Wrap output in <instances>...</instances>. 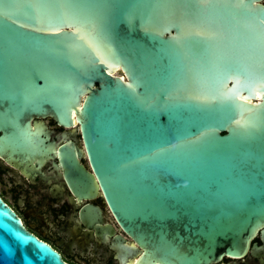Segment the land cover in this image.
I'll use <instances>...</instances> for the list:
<instances>
[{"label":"water","instance_id":"water-1","mask_svg":"<svg viewBox=\"0 0 264 264\" xmlns=\"http://www.w3.org/2000/svg\"><path fill=\"white\" fill-rule=\"evenodd\" d=\"M264 0H0V144L78 125L138 264H213L264 234ZM34 123V128L32 125ZM0 264H65L0 206Z\"/></svg>","mask_w":264,"mask_h":264},{"label":"flooded vegetation","instance_id":"flooded-vegetation-1","mask_svg":"<svg viewBox=\"0 0 264 264\" xmlns=\"http://www.w3.org/2000/svg\"><path fill=\"white\" fill-rule=\"evenodd\" d=\"M35 121L51 150L37 154L0 144V206L65 264H138L136 242L114 216L97 180L90 182L62 160L60 147L74 146L79 164L93 172L78 125L64 126L50 116ZM252 243L260 248L213 264H264V234L257 233Z\"/></svg>","mask_w":264,"mask_h":264},{"label":"snow or ice","instance_id":"snow-or-ice-1","mask_svg":"<svg viewBox=\"0 0 264 264\" xmlns=\"http://www.w3.org/2000/svg\"><path fill=\"white\" fill-rule=\"evenodd\" d=\"M260 75H261V76H264V71H261V72H260Z\"/></svg>","mask_w":264,"mask_h":264}]
</instances>
